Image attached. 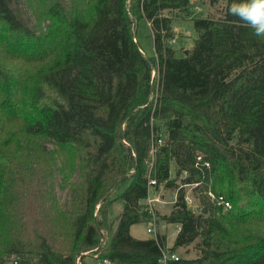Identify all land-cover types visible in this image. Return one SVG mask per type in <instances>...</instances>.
Segmentation results:
<instances>
[{
	"label": "trees",
	"instance_id": "obj_1",
	"mask_svg": "<svg viewBox=\"0 0 264 264\" xmlns=\"http://www.w3.org/2000/svg\"><path fill=\"white\" fill-rule=\"evenodd\" d=\"M15 1L0 0V264H264V38L232 0H207L225 9L192 18V48L172 43L192 0H28L33 24ZM152 188L176 197L138 238Z\"/></svg>",
	"mask_w": 264,
	"mask_h": 264
},
{
	"label": "rangeland",
	"instance_id": "obj_2",
	"mask_svg": "<svg viewBox=\"0 0 264 264\" xmlns=\"http://www.w3.org/2000/svg\"><path fill=\"white\" fill-rule=\"evenodd\" d=\"M15 6L17 9H19L24 17L28 20L30 24H33L35 22L34 16L32 14V9L28 3V0H16ZM225 9V3L223 1L211 4L207 0H193L192 6L187 10V12H180L176 15L179 18H175L174 23V31H173V41L172 43H176L178 45L181 43L183 46H186L188 48L193 47L194 39H195V32L192 29V18L196 17H202V16H220L223 14V10ZM137 40L139 45L142 47V51L147 56L154 55V38H153V31L150 23L145 17H141L137 20ZM181 35V36H180ZM184 37L185 39H183ZM183 39V40H180ZM155 75V71H154ZM77 175L75 176L74 180H77ZM61 182L57 180L56 183V189L58 196L60 197L62 203L65 205L69 199L70 196V188L68 185H65V188H61ZM127 186V183L121 184L116 191L112 194V196H115L119 191H122ZM187 196L192 199L194 198L192 195V186H187ZM152 191L154 194L152 196L156 197V193H158V200L153 202V205L156 210H159V217L160 214L169 213L171 210V205L176 197V193L174 190H169L166 188H160V189H153ZM192 203L197 202L193 199ZM124 208V201L122 199L116 200L109 208L108 218L110 222H114L113 229L115 228L116 222V216L123 210ZM152 225L151 221H144V222H138L131 227V233L138 237V238H148L151 236H155V232L151 233L148 232V227ZM112 229V230H113ZM159 229V227H157ZM110 231V236H112V232ZM177 225L173 223H168L167 228L165 230V233L167 235V244L173 245L174 238L177 233ZM193 245L189 248L190 252L189 255H194L193 251ZM186 254L185 249H179L177 251V255L182 256Z\"/></svg>",
	"mask_w": 264,
	"mask_h": 264
},
{
	"label": "clouds",
	"instance_id": "obj_3",
	"mask_svg": "<svg viewBox=\"0 0 264 264\" xmlns=\"http://www.w3.org/2000/svg\"><path fill=\"white\" fill-rule=\"evenodd\" d=\"M227 14L250 27L255 37L264 38V0H232Z\"/></svg>",
	"mask_w": 264,
	"mask_h": 264
},
{
	"label": "built area",
	"instance_id": "obj_4",
	"mask_svg": "<svg viewBox=\"0 0 264 264\" xmlns=\"http://www.w3.org/2000/svg\"><path fill=\"white\" fill-rule=\"evenodd\" d=\"M157 142L162 143V137H159L157 139ZM197 161H198V163L202 162V156L201 155L197 156ZM206 164L209 165L208 163H206ZM150 184L154 185L155 180H151ZM153 194H154V192L153 193L150 192L149 197H148V203H149L150 208L152 209V225L149 226L147 230H148V232H151V233H154L157 231V220H156V211H155L156 209L153 205V202L158 200V193H156V197L152 196ZM209 195H210L211 199L216 204L222 205L224 207V209L231 207L230 202L228 200H226V198L223 195L215 194L212 191L209 192ZM186 199H187V202L189 205H195L194 203H192L194 198L192 199V197L190 198L189 196H186ZM168 258L178 259L179 256L176 253L169 255L167 252L163 251V262H165Z\"/></svg>",
	"mask_w": 264,
	"mask_h": 264
},
{
	"label": "crops",
	"instance_id": "obj_5",
	"mask_svg": "<svg viewBox=\"0 0 264 264\" xmlns=\"http://www.w3.org/2000/svg\"><path fill=\"white\" fill-rule=\"evenodd\" d=\"M162 226H165V225H162ZM86 260L91 262V264H93V263L94 264H103V263H100L99 260L96 259V256H88V257H86Z\"/></svg>",
	"mask_w": 264,
	"mask_h": 264
},
{
	"label": "water",
	"instance_id": "obj_6",
	"mask_svg": "<svg viewBox=\"0 0 264 264\" xmlns=\"http://www.w3.org/2000/svg\"><path fill=\"white\" fill-rule=\"evenodd\" d=\"M103 200H104V199H103ZM103 200H102V201H103ZM79 256H81V254H80Z\"/></svg>",
	"mask_w": 264,
	"mask_h": 264
}]
</instances>
